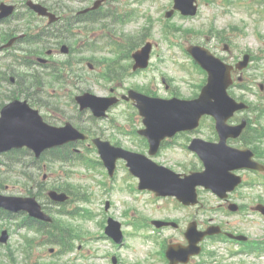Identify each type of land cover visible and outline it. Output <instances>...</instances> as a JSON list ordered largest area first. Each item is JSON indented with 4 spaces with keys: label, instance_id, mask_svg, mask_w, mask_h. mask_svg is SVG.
<instances>
[{
    "label": "rangeland",
    "instance_id": "obj_1",
    "mask_svg": "<svg viewBox=\"0 0 264 264\" xmlns=\"http://www.w3.org/2000/svg\"><path fill=\"white\" fill-rule=\"evenodd\" d=\"M222 0H216L215 2L211 3L209 6H206L205 0L203 2L201 14L197 17L193 18H180L174 17L171 19V22L174 23L176 26L182 28L180 31H176L177 37L186 36L182 39V41L188 43H206L205 37L203 35L192 34V33H185L184 29H194V30H204L207 33L208 26L213 20H209L214 14L218 13L222 8L219 7V4ZM159 3L154 5V16L160 15V18L163 16V9L161 5L170 3V0H158ZM247 3L255 2L254 0H245ZM146 3H150V1H146ZM65 6L72 5V1H65ZM76 4V3H75ZM159 6V8H158ZM259 7H264V4H259ZM232 13H229L224 16H217L216 24L217 27H224L227 26L226 24L229 22H235L238 26L244 29L243 33L235 32L233 36H231L232 40V48L234 56L237 57L240 53L250 50L253 54L257 57L261 56L264 53V17L261 13H250L249 9L254 8L252 5L249 7L247 4H242L237 0H234V3L229 6ZM224 17V19L222 18ZM243 21V23H242ZM145 23V19H141L138 23V30L140 31L141 25ZM215 24V23H214ZM227 28V27H225ZM229 28V27H228ZM163 30H164V23H156V28L154 32V37L158 39L159 37H163ZM229 32V30H227ZM162 49H167L169 53L170 48L168 47L167 42H161ZM211 45L214 44V41L210 43ZM187 45V44H186ZM160 47V45H159ZM173 50V49H172ZM174 50L180 51V47H175ZM261 58H256L251 67L246 71L245 77L247 82H254L257 84L261 78V71L264 70V60ZM169 70L173 71V75H176L178 72L175 68L169 66ZM99 70L86 74H82L85 77L86 81L81 82L80 84L87 83L88 88L96 94H102L101 92L105 91V87L100 84L99 80H96L97 73ZM177 72V73H176ZM176 82L180 84L181 94L184 96H190L195 92V87L193 86V82L198 79H203V74L196 71H189L183 70L177 74ZM93 78V79H92ZM205 78V77H204ZM200 82H197L199 84ZM70 84H72L70 82ZM81 86V85H80ZM45 91V92H43ZM78 88L69 85L66 90H61L58 85H55L54 88H42L41 93H37L38 99L43 104V108L48 109L50 112L53 111L54 115L59 118L70 117L74 115L73 106H71V99L69 95H73L76 92H79ZM237 95L241 94L242 91L235 89L234 90ZM254 91L256 93L259 92V88L256 85ZM33 96L35 98V93L33 91ZM57 96V97H56ZM248 99L254 101L257 97L253 96L252 94H248ZM128 107H120L115 110L117 121L121 123H126L128 125L132 124L126 116L124 115V110H127ZM53 120V119H51ZM139 121L135 122V125H138ZM99 128V126H98ZM133 145L132 143H128ZM95 156V154H93ZM168 165L176 166L179 168L181 166H186L190 164L193 160L189 159L184 153L179 152L178 150L166 151L163 158ZM201 164L198 165L200 168ZM5 169V167H4ZM180 169V168H179ZM48 183H51L52 180L57 179H65L66 177H73L74 181L78 183H82L85 189H87L91 193L92 197V206L94 207V212L96 213L93 218H83L78 216L74 219V224L78 226L81 231L84 233L82 240H77L75 244V248L73 251L62 254L59 253V248L54 247L55 252L50 253V248H41L37 250L34 255V260L36 258L41 259L42 261H46L49 263L59 262L60 264H114L112 262L111 255H117L119 258L118 264H133L134 261L141 259L144 255L141 254L137 256L132 252L131 243L134 241H139L136 239L133 241L134 238H130L128 236V240L126 244L122 247L115 245L110 239H107L103 232V227L101 226V222L105 217L103 213V208L105 205V201L107 199L113 200L114 204L111 209L112 215L120 220L128 219L129 216L124 213L125 206L122 204L120 199V194L117 191L107 190L100 186L98 179L101 178L102 171L98 168L97 171L88 172V176L84 177L85 172H77L76 169L68 167V166H58L57 172L51 175V172H48ZM124 171L121 169L119 181L122 179V175ZM129 176V175H128ZM16 176H14L10 183L7 185V189L10 192H21L24 190V187L21 183L17 182ZM120 189L123 190H135L138 192L137 189V182L132 181L130 184L122 183L119 185ZM199 195L202 203L205 205L203 209L199 208H179L175 212H168L173 210V206L169 203H164L160 208L155 207L156 214L175 217L176 219H181L187 216V212H192L191 215L193 219L199 220L200 223L207 221L214 222L215 224H223L225 227L232 229V230H239L243 234H246L250 237V239L261 240L264 237V218L259 213H254L249 209H243L241 213H231L223 206L220 207L221 201L213 195L209 190L204 188H199ZM259 197L264 199V186L262 187H254L249 189L248 187H243L239 191H237L233 195V200L238 202L241 205H249L247 204L249 200L254 202ZM140 201L150 202L153 203V200L150 196L141 195L139 196ZM170 202V201H169ZM171 203V202H170ZM174 207L176 206L175 203H172ZM150 208V207H149ZM100 212H97L99 211ZM132 214V211H130ZM157 218L154 214L139 212L136 215V218L132 222L134 226V233H139L141 231L147 232L151 228L152 221ZM191 217L189 216L188 219ZM184 221V220H183ZM183 221L181 226L178 229L175 228H166L161 231L162 237L173 238L175 240L181 241V243L185 242V237L183 235L184 228H183ZM188 222H186L187 226ZM185 226V227H186ZM24 232V229L17 230L14 237H12L13 241H18L20 234ZM137 243V242H136ZM169 243V240L168 242ZM157 246V243L155 244ZM163 248V245L160 246L159 249ZM206 250L204 253L199 257L196 258L192 264H200V262H205V264H264V251L261 254L258 253H251L249 254L248 251H243L242 246L235 247L231 243L215 241V242H207L205 244ZM159 249L155 250L154 252L155 257L157 260H160L161 254L159 253ZM209 250H214L216 253L213 256L208 255ZM239 250L242 254L240 256H235L232 260L230 256H233V252ZM4 250L2 249V252ZM245 252L249 255L246 256ZM100 255V257H99ZM238 255V254H237ZM18 264H24V257L20 254L16 255ZM141 257V258H138ZM123 259H126L124 262ZM133 259V260H132ZM154 259V258H153ZM153 263V262H152ZM151 264V263H148ZM157 264H166L165 261L158 262Z\"/></svg>",
    "mask_w": 264,
    "mask_h": 264
},
{
    "label": "water",
    "instance_id": "obj_2",
    "mask_svg": "<svg viewBox=\"0 0 264 264\" xmlns=\"http://www.w3.org/2000/svg\"><path fill=\"white\" fill-rule=\"evenodd\" d=\"M213 64H214V62H213ZM211 85H212V89H213L216 97H220V96L224 95V89L228 86V79L226 80V76H225L224 71L222 69L216 68L215 79L213 80ZM197 106H199V104ZM195 112H196V110L194 108H192V106H191V108L189 110H186V112H184V113L190 114V113H195ZM188 120H189L188 116L184 117L183 119L181 118L182 122H185ZM196 240H198V238H196L195 241ZM169 255L173 259L175 258L172 253H169Z\"/></svg>",
    "mask_w": 264,
    "mask_h": 264
},
{
    "label": "flooded vegetation",
    "instance_id": "obj_3",
    "mask_svg": "<svg viewBox=\"0 0 264 264\" xmlns=\"http://www.w3.org/2000/svg\"><path fill=\"white\" fill-rule=\"evenodd\" d=\"M50 8H51V10L54 11V12H56V11L58 10L56 5H52ZM51 29L55 30L56 28H55V27H52ZM47 30H49V28H47ZM11 67L14 68L15 65L12 64V63H8L7 68H6V71H7V72H10V70L13 69V68H11Z\"/></svg>",
    "mask_w": 264,
    "mask_h": 264
}]
</instances>
